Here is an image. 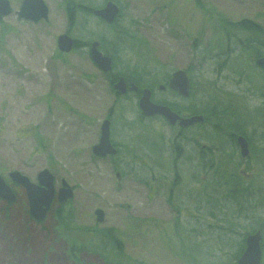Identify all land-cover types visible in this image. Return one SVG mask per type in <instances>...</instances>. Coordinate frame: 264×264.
Masks as SVG:
<instances>
[{"label": "rangeland", "instance_id": "rangeland-1", "mask_svg": "<svg viewBox=\"0 0 264 264\" xmlns=\"http://www.w3.org/2000/svg\"><path fill=\"white\" fill-rule=\"evenodd\" d=\"M22 1L10 0L14 11ZM74 1L75 5L92 2L103 6L108 0ZM45 2L47 20H21L13 12L0 22V175L9 182V173L20 171L35 182L40 171L49 169L58 188L65 179L74 188V197L65 209L72 210L75 222L112 228L121 239L124 253L109 257L110 264H235L233 255L242 239L230 235L231 246L225 247L219 239L225 234L219 227L233 228L240 236L254 229L248 232L237 223L258 228L264 221V119L250 113L264 107V97L259 96L264 93V72L251 61L250 51L227 50L235 42L225 38L220 20H252L264 30V0H120L122 25L130 26L147 44L131 40L135 47L143 46L113 60L118 62L116 75H105L99 69L90 46L74 47L70 52L57 46L58 36L66 32L92 43L102 34L111 37L113 28L99 24L79 7L71 21V0ZM225 51L229 54L217 56ZM189 66L194 67L190 97L158 89L175 70ZM119 74L137 79L140 87H153L157 101L176 103L187 116L196 110L202 113L195 114L212 107L216 110L218 101L228 108L232 121L255 129L249 159L235 155L233 145L226 143L222 146L225 156L212 154L214 164H208L216 167L210 168L213 174L237 167L246 182L250 181L257 193L247 200V209L226 202L214 210L217 217H213L212 209L203 202L204 209L195 210V199L204 195L206 199L216 177L207 168V174L201 170L202 182L192 181L198 161L190 159L187 148L186 162L178 168L182 179L171 190V140L175 142L179 131L160 118L145 119L137 95L119 98L111 86ZM107 116L113 121L111 137L121 151L110 161L98 159L92 151ZM208 119L215 125L220 120ZM209 123L206 125L213 126L209 131L218 134L215 127L222 125ZM152 143L163 151L151 150ZM113 162L122 167L117 169ZM25 204L21 193L10 217L0 208V264H109L91 255H83L79 261L67 256L66 241L56 231L57 202L44 224L27 219ZM97 208L105 212L103 222L96 219ZM202 227L208 229L195 236Z\"/></svg>", "mask_w": 264, "mask_h": 264}, {"label": "trees", "instance_id": "trees-1", "mask_svg": "<svg viewBox=\"0 0 264 264\" xmlns=\"http://www.w3.org/2000/svg\"><path fill=\"white\" fill-rule=\"evenodd\" d=\"M109 1V0H108ZM117 2L119 5H121L120 0H112ZM72 2V6H74L72 9L69 6V17L71 21L75 20L76 17V13H75V8L79 7L80 9H82L87 15L95 17L93 14V10L95 8H99L102 6H96L94 3L90 2L87 5H82V4H76L75 5V1L71 0ZM198 6H202L205 7L204 5H202L201 2L197 1ZM71 4V3H70ZM121 8V14L120 16L115 20V22L111 25L106 24V22L102 19L98 18V23L105 26L106 28H113V34L111 37H109L108 35H101L99 37V41H100V49L102 51L105 52V54H108L110 56H112L113 60L115 61L121 53H127L131 48H136L137 46L140 47V45L143 46V44H137L135 47V44L133 43L135 40L138 41H144V40H140L138 38V36L135 34V32H133L130 28V26L127 25H122V7ZM210 13V11H208ZM221 23H224V31H225V38L227 40L230 41H234L235 42V48L232 51H241V52H248L250 51L252 53V57L250 58L251 61L255 62V60L261 56H264V30L261 28L260 25L255 24L253 25V23H251L248 20H244V21H239V22H235V23H231L226 19H222L220 20ZM220 23V24H221ZM131 40H134L131 44ZM145 44L146 41L142 42ZM91 43H84L82 40H78L76 41L75 44V49H78L80 47H84V46H90ZM235 52V53H236ZM222 54H229L228 51L226 52H222L217 54V56H221ZM118 62H114V69L115 66H117ZM116 72V71H115ZM114 72V73H115ZM117 73V72H116ZM130 76V75H129ZM112 85V89L114 90L115 94H117V96L123 97L124 95H121L120 93H118L114 88H113V82L111 83ZM192 89V87H191ZM252 91V90H251ZM253 94V93H252ZM259 96L260 97H264V93L259 92ZM166 103L167 105H169L173 110L177 111L179 114L181 115H185L184 113H182L178 108H176L175 106H177L176 103H168V102H163ZM221 105V106H220ZM224 105H222V103L220 104V102L218 103L217 101V105H216V110L212 107L211 109H208V116L211 117H215V118H220L218 122L219 125L222 126H229V125H235L236 123L234 121H232V117H229L228 114V108L227 107H222ZM262 106H264V100L262 102ZM264 107H260L258 109H255V111H252L250 113H252L251 116L255 117H260L264 119ZM263 114H260L262 113ZM193 113H202L201 111H195ZM190 115V114H189ZM228 115V116H227ZM209 119H207L205 124H208ZM217 122L215 125V122H210L209 124H213L214 126H217ZM264 122H262L261 124L263 125ZM236 125H240L243 126L244 124H236ZM184 129V128H183ZM181 130V129H180ZM181 134L179 136H177L175 142L177 143L176 146H173L171 144V148L173 150V175H174V179H172V188H175L181 181L182 179V175L180 173L179 168V164L182 161H185V153H184V145L186 142V139L184 138V136L182 137V134L184 132V130H181ZM264 136V130L261 133ZM264 141V138H263ZM174 141L171 140V143H173ZM151 150L156 151L158 149V151H163V147L160 145H154L152 143L151 145ZM264 151V149L262 150ZM161 161V160H160ZM159 161V162H160ZM186 162V161H185ZM123 163V161L121 160V164ZM116 168L120 169V167H122V165L120 164V162H116ZM128 165V164H127ZM129 166V165H128ZM158 166H162V163H159ZM207 168H208V172L209 174L215 175L216 178H214V180L212 179V183H211V191L209 193H207V197L205 199V195L199 196L198 198H196L195 200V210H197L198 212H200V209H204V203L206 205L207 208L212 209V211L210 212V215L213 217H217V213L214 211L216 210V208L218 206H225L226 202H231L235 205H238L240 207L245 206V209H247L248 203L247 200L250 197L255 196V193H257L256 190L252 189V186L250 185V181L248 180V182H246L245 178L243 177V174L240 173L237 170V167L234 170L231 171H226V172H222V173H215L213 174V171L216 170V167H214V165H203L202 163H198V170H196L193 174H192V181L194 182H202V179L200 178L201 170H205L206 174H207ZM210 168H215L210 169ZM178 177V178H177ZM177 178V179H176ZM176 179V180H175ZM178 182V183H177ZM177 183V185H176ZM202 197V198H200ZM242 199L244 201H246V203H244L242 201ZM205 200V201H204ZM221 200H223V203L221 202ZM249 201V200H248ZM204 202V203H203ZM66 206V204L64 205ZM251 206H253L251 204ZM239 207V208H240ZM57 220H58V224H59V231L62 232L65 238H67V240H70V247L69 250L67 251L68 255L70 256L71 259H77V251L75 250V245L77 246V244H80L81 246H83L85 244V242H88V244H92L93 247H95L96 249L100 250L103 248L104 251L103 253H105V250L107 247L112 248L113 250L111 252H109V255H111L113 257V255H123L124 253V248L122 246V242L121 239L117 236V234L115 233V230L112 228H106V229H99V228H91V227H85V226H80L75 222L74 219V214L72 212V210H66L64 208L63 211L58 210L55 212ZM241 215L246 216V218H249L248 213L245 214V212H242ZM199 220V219H197ZM221 221L225 222V223H229L232 226L234 225V222L230 221L228 218H222ZM240 227L244 228L245 230H247L249 232V230L254 229L251 232H254L257 229H262L264 230V221L263 224L261 223V226L259 225L258 228H247L245 225H241L239 223H237ZM235 224V225H237ZM209 228H213V226L209 225ZM208 227H202L200 230L198 231V234H195V236L200 235L201 233H203L206 229H208ZM220 229H222L224 231V238H221L222 236H220V241L222 243H224L225 247L231 246V244L229 245V239H231L230 235H234L233 238H241L242 242L240 244H237V249L234 253V258L238 259L240 257V255L242 254L243 250L245 249V237L246 235L243 233L242 235L239 236L238 232L240 231H235L233 228H227V227H219ZM247 228V229H246ZM198 229H196L195 231H197ZM250 232V233H251ZM226 233H230L228 235H226ZM222 235V234H221ZM233 240V239H232ZM97 241V242H96ZM227 244V245H226ZM99 246V247H98ZM101 248V249H100ZM114 251L116 253H114ZM108 252V251H106ZM107 254V253H105ZM110 256V257H111ZM107 263H111L109 261V259H106ZM118 263V262H116ZM264 263V260H263ZM236 264V263H235Z\"/></svg>", "mask_w": 264, "mask_h": 264}, {"label": "water", "instance_id": "water-1", "mask_svg": "<svg viewBox=\"0 0 264 264\" xmlns=\"http://www.w3.org/2000/svg\"><path fill=\"white\" fill-rule=\"evenodd\" d=\"M13 12H15V14L21 19L33 22L47 20L49 17V7L45 0H23L19 10L16 11H14L10 0H0V22ZM93 13L108 24H112L120 15V8L117 3L108 1L105 6L94 9ZM75 42L76 39L66 32L58 36L57 46L62 52H70L73 50ZM99 45L98 41H94L91 44L90 54L92 60L100 70L109 73L113 68L112 58L109 55H105L99 49ZM256 63L264 69V56L259 57ZM169 86L182 96L188 97L190 95V79L187 71L183 69L174 71L171 80L169 81ZM114 87L121 94H126L128 91V84L124 77H121L115 83ZM129 89L131 91H138L139 87L132 82ZM151 96V90L149 88H144L138 102L140 110L146 116L152 117L160 115L164 117L169 124H178L182 128H187L195 123L204 122L203 115L182 116L170 106L152 101ZM110 125L111 122L108 119L102 122L99 142L92 147L93 153L98 157H106L117 153V149L111 140ZM238 143L241 147L242 156H248L249 144L246 138L240 136L238 138ZM9 176L14 182L21 184L26 188L31 215L36 220H43L56 194L54 174L49 169H43L38 173V183L33 182L27 175L20 171H11ZM0 197L9 202H14L16 199L11 186L1 175ZM73 197V187L65 179H62V186L58 192V201L64 203ZM95 214L98 222L104 221L105 212L103 209L97 208ZM261 240V231L249 234L246 238V248L239 257L237 263L261 264Z\"/></svg>", "mask_w": 264, "mask_h": 264}, {"label": "flooded vegetation", "instance_id": "flooded-vegetation-1", "mask_svg": "<svg viewBox=\"0 0 264 264\" xmlns=\"http://www.w3.org/2000/svg\"><path fill=\"white\" fill-rule=\"evenodd\" d=\"M21 20H24V19H21ZM29 21V20H27ZM250 21L251 23H253V25L255 24H258L252 20H248ZM235 47H229V49L227 50H234ZM226 52V51H225ZM112 58V57H111ZM113 59V58H112ZM257 60V59H256ZM256 63V61H255ZM257 66V65H256ZM259 69H261L263 72H264V69L257 66ZM179 70V69H177ZM183 70H186L187 71V74L189 76V79H190V92H191V87L193 86V83H194V79H193V75H192V71H194V67L192 66H189L187 67L186 69H183ZM176 71V70H175ZM115 72V69H114V61H113V68L112 70L109 72V73H104L105 75H116V72ZM172 74L171 73L168 77V79L166 80V83L165 84H158V89L160 91H163V92H167V90L169 91H172L173 93H175L176 95H178L179 97H184L182 96L181 94H179L177 91L173 90L170 86H169V81L171 80V77H172ZM121 77H124L127 84H128V91L126 94H124V96L126 95H129V94H135L138 96V102H139V99L142 95V91L144 88H149L152 92V96H151V99L152 101L156 102V103H159V104H166V103H163L161 101H157L154 96V88L153 87H140L139 86V83H138V80L137 79H134V78H131L129 77V75H120L117 76L113 82V85H115V83L121 78ZM114 79V78H113ZM135 83L138 87H139V90L138 91H131L129 89L131 83ZM190 97V95L188 96ZM188 97H184V98H188ZM193 104H190V108H193ZM208 109H205L204 111V114H195V113H192L190 116L192 115H203L204 116V122L203 123H195L187 128H181L179 127L178 124L174 125V126H171L172 128H176L179 132H177V134L175 135L176 137L179 136L182 132L181 130H184V133L182 134V137L184 136V138L186 139V142H185V149L187 148L188 151L190 150V156H191V160H196L198 161V163H202L203 165L205 164H210V163H213L214 164V161H213V155H217L219 156L220 158L221 157H224L225 156V153H226V148L225 147H222L224 146L226 143H229V144H232L233 147H234V151H235V155H238L240 158L242 159H249L252 155V149L254 148L253 146V140H252V134L254 133L255 129L253 128V132L251 131L250 127H245V126H240V125H229V126H219L218 128L215 127V130L217 131L218 134H215L216 132L213 131V132H210V128L213 129V126H207L205 123L208 119ZM145 116V115H143ZM145 119L147 120H154L156 118H160L162 119L163 121H166L164 118H162L161 116H153V117H148V116H145L144 117ZM110 120L111 122V125H110V129L112 128V118L107 116L104 120ZM103 120V121H104ZM206 125V126H205ZM181 129V130H180ZM247 129H249L251 131V135L248 134V132L250 131H247ZM264 129V128H263ZM262 129V130H263ZM111 136H112V131H111ZM240 136H243L246 138V140L248 141V144H249V154L248 156L246 157H243L242 154H241V147L238 143V138ZM111 140L114 144V141L111 137ZM209 143H211L210 145H208ZM176 142H173L172 145L173 146H176ZM115 147L117 148V153L114 154V155H108L106 157H98L96 156L98 159H106V160H115L116 157H119L121 155V151H119L120 149H118V147L116 146V144H114ZM184 149V150H185ZM116 163V162H115ZM113 162V165L115 164ZM10 174V173H9ZM10 178V176H9ZM31 179V178H30ZM6 180V179H5ZM33 181V180H32ZM6 182L11 186L13 192L15 193V196H16V199L14 202H9L5 199H3L2 197H0V205H1V209L3 210V214L6 216H9L14 214V211H15V207L17 206L20 198H21V193H22V196H23V200L25 201V209H24V213L26 214L27 216V219L32 221L33 223H39V224H44L47 219H48V216H49V213L50 211L53 210V206L54 204L57 202L58 203V206L55 208L54 210V214L56 211L58 210H61L63 211L64 208L66 206H64L65 204H67L66 202L64 203H61L58 201V192H59V189L60 187L62 186V180H61V186L58 188L56 186V177H55V188H56V194H55V197L46 213V216L43 220H36L32 215H31V211H30V207H29V203H28V194H27V190L24 186H22L21 184H18L16 182H14L11 178H10V181L8 182L6 180ZM34 182V181H33ZM36 183H38V175L36 177ZM55 219H57L56 217V214H55ZM58 221V220H57ZM104 229V228H103ZM106 229V228H105ZM56 231H57V234L59 235L60 239L61 240H65L66 241V244H67V248H66V251L69 250V247H70V240H67V238H65L64 235L62 232L59 231V227L57 225V228H56ZM257 231H261V234H262V240H261V249H262V258H261V264L263 262V257H264V236H263V230L262 229H258L254 232H251V233H248L245 237V244H246V238L249 234H252V233H255ZM75 250L77 251V259H72L73 261H79L80 260V257L83 256V255H91V256H95V257H98V258H101V260L105 261L106 259H109V257L111 255L109 254H105L103 253L104 249L100 248V250L96 249L95 247L92 246V244H88V242H85V244L83 246H81L80 244H77V246L75 245ZM99 247V246H98ZM109 247L106 248L105 252L108 251ZM107 253V252H106ZM67 256L70 258V256L68 255V253H66ZM60 256L57 257V259H59ZM236 264H237V261H236Z\"/></svg>", "mask_w": 264, "mask_h": 264}]
</instances>
